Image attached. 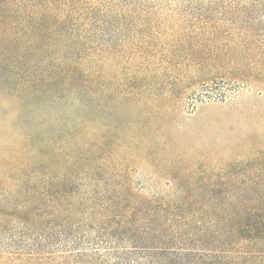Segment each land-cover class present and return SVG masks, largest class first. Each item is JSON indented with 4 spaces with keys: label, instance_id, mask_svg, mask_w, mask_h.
I'll return each instance as SVG.
<instances>
[{
    "label": "rangeland",
    "instance_id": "1",
    "mask_svg": "<svg viewBox=\"0 0 264 264\" xmlns=\"http://www.w3.org/2000/svg\"><path fill=\"white\" fill-rule=\"evenodd\" d=\"M109 1L118 8L99 104L77 106L70 93L39 108L0 100V203L22 201L5 172L8 159L37 155L27 134L56 174L81 157L82 170L100 167L142 197L264 200V0ZM35 235L9 221L0 264H45Z\"/></svg>",
    "mask_w": 264,
    "mask_h": 264
},
{
    "label": "trees",
    "instance_id": "2",
    "mask_svg": "<svg viewBox=\"0 0 264 264\" xmlns=\"http://www.w3.org/2000/svg\"><path fill=\"white\" fill-rule=\"evenodd\" d=\"M116 8L109 0H0V100L39 108L70 93L77 106L99 104ZM24 139L37 155L29 165L13 164L22 155L7 160L22 201L0 203V232L15 221L36 233L44 245L31 251L45 264H264L261 197L252 206L190 204L200 194L142 197L100 167L82 170L81 157L53 173L33 137Z\"/></svg>",
    "mask_w": 264,
    "mask_h": 264
}]
</instances>
